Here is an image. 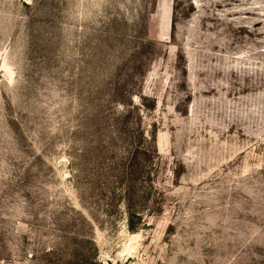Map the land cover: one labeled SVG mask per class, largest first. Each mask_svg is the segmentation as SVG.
<instances>
[{
	"label": "rangeland",
	"instance_id": "obj_1",
	"mask_svg": "<svg viewBox=\"0 0 264 264\" xmlns=\"http://www.w3.org/2000/svg\"><path fill=\"white\" fill-rule=\"evenodd\" d=\"M90 258L264 264V0H0V264Z\"/></svg>",
	"mask_w": 264,
	"mask_h": 264
},
{
	"label": "trees",
	"instance_id": "obj_2",
	"mask_svg": "<svg viewBox=\"0 0 264 264\" xmlns=\"http://www.w3.org/2000/svg\"><path fill=\"white\" fill-rule=\"evenodd\" d=\"M123 193H121V191L118 193V195H115V197H114V199L113 198H111V200H112V203H113V206H114V204H115V202H117V201H119V200H121V198H124L125 196H126V194L124 195V197H123ZM118 196V197H117ZM124 201L125 202H127V208H128V211H129V215H130V217H132L131 215H132V204L130 203V199H128V197H125L124 198ZM107 205H109V206H111V204H107ZM129 222H131V220L129 221ZM132 230H133V225H131V227H130ZM83 264H97L96 263V261H95V258H90V259H88V261H85V263H83Z\"/></svg>",
	"mask_w": 264,
	"mask_h": 264
}]
</instances>
